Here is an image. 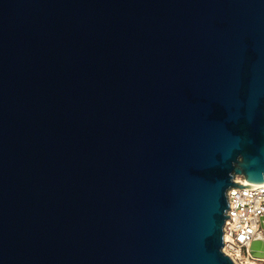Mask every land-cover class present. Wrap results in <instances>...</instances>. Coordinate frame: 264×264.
<instances>
[{
  "label": "water",
  "instance_id": "1",
  "mask_svg": "<svg viewBox=\"0 0 264 264\" xmlns=\"http://www.w3.org/2000/svg\"><path fill=\"white\" fill-rule=\"evenodd\" d=\"M237 176L264 183V0H0V264H237Z\"/></svg>",
  "mask_w": 264,
  "mask_h": 264
},
{
  "label": "built area",
  "instance_id": "2",
  "mask_svg": "<svg viewBox=\"0 0 264 264\" xmlns=\"http://www.w3.org/2000/svg\"><path fill=\"white\" fill-rule=\"evenodd\" d=\"M235 180L248 186H233L228 190L229 217L223 227V251L237 264H264V260L251 254L253 242L264 235V183L249 185L244 176Z\"/></svg>",
  "mask_w": 264,
  "mask_h": 264
}]
</instances>
